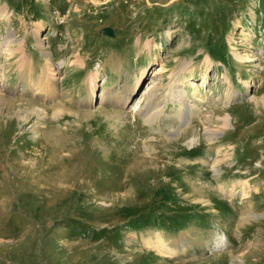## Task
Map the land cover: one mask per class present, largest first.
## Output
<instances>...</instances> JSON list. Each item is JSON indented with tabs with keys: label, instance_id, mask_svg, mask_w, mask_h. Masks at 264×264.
<instances>
[{
	"label": "rangeland",
	"instance_id": "1",
	"mask_svg": "<svg viewBox=\"0 0 264 264\" xmlns=\"http://www.w3.org/2000/svg\"><path fill=\"white\" fill-rule=\"evenodd\" d=\"M0 264H264V0H0Z\"/></svg>",
	"mask_w": 264,
	"mask_h": 264
},
{
	"label": "bare ground",
	"instance_id": "2",
	"mask_svg": "<svg viewBox=\"0 0 264 264\" xmlns=\"http://www.w3.org/2000/svg\"><path fill=\"white\" fill-rule=\"evenodd\" d=\"M9 40V39H8ZM10 42H11V40H10ZM42 48H44V42L43 41H41L40 42V44H39ZM206 61H208V62H211L210 61V59H207L206 58ZM159 71H161V70H163V68L162 67H159V69H158ZM181 72V71H180ZM54 75V74H53ZM52 75V77H55V76H53ZM55 75H56V73H55ZM89 79V78H88ZM92 80V79H91ZM140 80V79H139ZM139 80L138 81H136L135 83H138L139 82ZM87 81H89V80H87ZM135 83L132 85V87H131V89L133 88V86L135 85ZM140 85H141V83H140ZM139 85V86H140ZM131 89H129V90H131ZM128 90V91H129ZM135 91H137L136 90V88L134 89V92H132V95H133V93H135ZM234 93V92H233ZM231 95H232V93L231 92H229V93H227V97L229 98V100L231 99ZM234 95V94H233ZM164 97H165V95L163 96V100H164ZM94 98V97H93ZM131 98V96H128V98L127 99H130ZM165 101H162V99H161V101L159 102V103H157L156 104V106L158 107V109L156 110V111H154L149 117L150 118H152V119H157L158 117H160L161 115H162V113L164 112V106L163 105H166V103L168 102V101H172V102H178L179 103V105H181L182 107H181V109H184L183 107H187V104H186V100L184 99V97H183V95H182V93H181V91H180V89H176V88H174V86H171V88H169V90L167 91V93H166V97H165ZM93 100V99H92ZM127 101V100H126ZM129 101V100H128ZM127 101V102H128ZM160 103H164L162 106H160ZM190 105L191 106H193L192 105V103H190ZM153 109V108H152ZM189 110V109H188ZM180 114H185V113H183V112H179V115ZM222 118V121L224 122V126H227L228 125V123H229V121H230V117H228V116H223V117H221ZM24 119H27V117H24ZM211 130V129H210ZM212 131V130H211ZM208 134V139H210V140H213V137L214 136H216V132H214V130L212 131V132H207ZM195 139V138H194ZM193 138H192V140L191 141H193L194 140ZM225 157L226 156H221L220 158H215L214 160V164H213V166H214V168L216 169L219 165H220V163H222V162H224L225 161ZM236 184V183H235ZM245 184V183H244ZM227 185V184H226ZM223 186H225V185H223V184H221V187L223 188ZM233 186V185H232ZM220 187V188H221ZM233 189V188H232ZM224 190V189H223ZM225 191V190H224ZM234 191V190H233ZM165 248V247H164ZM161 252H163L161 249H159ZM169 248H167V249H165L164 250V252L165 253H169ZM163 252V253H164Z\"/></svg>",
	"mask_w": 264,
	"mask_h": 264
},
{
	"label": "trees",
	"instance_id": "3",
	"mask_svg": "<svg viewBox=\"0 0 264 264\" xmlns=\"http://www.w3.org/2000/svg\"><path fill=\"white\" fill-rule=\"evenodd\" d=\"M222 17H220V16H217V19H218V22L219 23H221V24H223L224 25V28H226V27H229L230 25H229V23H230V20L227 18L226 20H225V22L223 23L222 22V19H221ZM226 18V17H225ZM221 43H222V45H226V43L224 42V36H223V39L221 40Z\"/></svg>",
	"mask_w": 264,
	"mask_h": 264
},
{
	"label": "water",
	"instance_id": "4",
	"mask_svg": "<svg viewBox=\"0 0 264 264\" xmlns=\"http://www.w3.org/2000/svg\"><path fill=\"white\" fill-rule=\"evenodd\" d=\"M103 32L106 33L107 35H113L114 34V30L111 27H105L103 29Z\"/></svg>",
	"mask_w": 264,
	"mask_h": 264
},
{
	"label": "crops",
	"instance_id": "5",
	"mask_svg": "<svg viewBox=\"0 0 264 264\" xmlns=\"http://www.w3.org/2000/svg\"><path fill=\"white\" fill-rule=\"evenodd\" d=\"M146 64H147V63H146V61H145V63H143L140 67H144ZM21 70H22V66H21Z\"/></svg>",
	"mask_w": 264,
	"mask_h": 264
}]
</instances>
